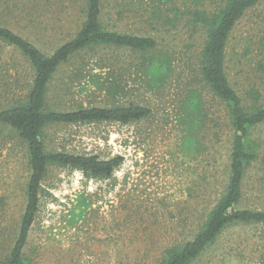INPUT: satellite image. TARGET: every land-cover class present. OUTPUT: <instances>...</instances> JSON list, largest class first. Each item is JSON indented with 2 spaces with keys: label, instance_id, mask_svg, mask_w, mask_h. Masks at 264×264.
Masks as SVG:
<instances>
[{
  "label": "rangeland",
  "instance_id": "1",
  "mask_svg": "<svg viewBox=\"0 0 264 264\" xmlns=\"http://www.w3.org/2000/svg\"><path fill=\"white\" fill-rule=\"evenodd\" d=\"M49 1L44 8L42 0L31 2L35 22L47 29L41 39L32 40L47 51L74 33L82 5V0ZM130 1L128 9L139 10L140 15L127 12L120 22L136 30L141 17L150 16L151 1L158 0H124L122 8ZM168 1L162 10L170 4L184 8V0ZM186 1L191 2L187 6L196 4L205 11L219 2ZM114 3L104 1L108 23L119 22ZM166 30L156 35L159 48L172 61V74L163 86L144 77L136 67L140 62L136 54L115 48L83 52L54 77L49 94L53 106L134 102L148 106L151 114L130 124L47 129L51 149L100 158L121 156L123 162L108 179L87 178L78 170L58 166L47 169L23 251L27 264H158L167 249L192 238L223 194L232 142L224 106L202 91L207 128L197 135V152L187 148L178 117L185 90H201L197 76L201 36L182 24ZM227 52L233 87L242 98L254 87L264 100V0L237 24ZM28 82L27 65L0 43V107L23 95ZM109 83L121 89L109 91L105 88ZM250 138L258 145V159L247 171L242 207L263 209L264 123L251 130ZM27 177L23 150L0 132V260L17 234ZM263 256L264 227L237 225L225 229L191 264H262Z\"/></svg>",
  "mask_w": 264,
  "mask_h": 264
},
{
  "label": "trees",
  "instance_id": "2",
  "mask_svg": "<svg viewBox=\"0 0 264 264\" xmlns=\"http://www.w3.org/2000/svg\"><path fill=\"white\" fill-rule=\"evenodd\" d=\"M42 1L46 2L43 8L50 4L49 0ZM104 1L82 0L74 33H68V39L59 41L47 51L32 40L33 37L41 39L47 32L45 27H40L41 22H35L32 0H0V43L16 53L29 69V82L24 94L16 95L17 98L11 101L6 100L0 107V132L4 139L15 140L20 145L28 169L25 204L17 234L0 264H27L23 251L38 211L41 182L50 166L78 170L87 178L108 179L123 162L121 156L100 158L94 154L51 149L46 142L48 128L92 123L130 124L151 114L148 106L134 102H116L106 106L78 105L68 109L53 106L49 94L59 70L83 52L100 48L122 49L138 56L140 62L136 67L143 71L144 77L153 84L163 86L172 74V61L171 55L159 48L156 35L167 31V27L174 29L181 24L192 32L199 31L202 39L197 59L201 90L196 87L185 90L178 110L187 148L199 151L197 135L207 128L203 90L224 106L232 142L223 194L192 238L167 249L158 264H191L228 227H264V208L242 207L246 174L258 159V145L251 140L250 134L253 128L264 123V100L254 87L246 92L247 98H242L227 75L230 36L246 13L263 0H219L207 11L199 9L196 4L187 6L191 2L186 0L182 9L170 4L163 10L162 3L167 4L168 0L151 1L150 16L141 17V26L136 30L127 29V24L120 22L127 18V12L140 15L139 10L132 12L128 9L132 1L127 2L126 9L122 8L124 0H115L111 5L120 23L112 20L108 23ZM172 13L174 15L170 16ZM186 15L188 17L183 21ZM105 88L115 93L120 87L118 84L112 87L109 83ZM262 262L264 264V256Z\"/></svg>",
  "mask_w": 264,
  "mask_h": 264
}]
</instances>
